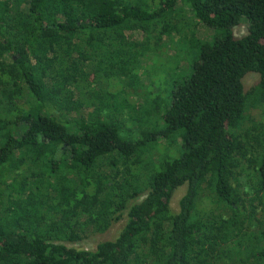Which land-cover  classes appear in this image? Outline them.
I'll list each match as a JSON object with an SVG mask.
<instances>
[{
    "label": "trees",
    "instance_id": "1",
    "mask_svg": "<svg viewBox=\"0 0 264 264\" xmlns=\"http://www.w3.org/2000/svg\"><path fill=\"white\" fill-rule=\"evenodd\" d=\"M0 264H264V0H0Z\"/></svg>",
    "mask_w": 264,
    "mask_h": 264
},
{
    "label": "rangeland",
    "instance_id": "2",
    "mask_svg": "<svg viewBox=\"0 0 264 264\" xmlns=\"http://www.w3.org/2000/svg\"><path fill=\"white\" fill-rule=\"evenodd\" d=\"M178 7H180V5ZM184 10H185V16L187 17V22H190V24H192L193 26L191 25L189 29L188 28L186 29V28L175 23V32L173 33V36H172V38H173L172 42H170V41L167 42L166 38H164V44L165 45L161 49V53L156 54L158 59H160V61L164 62L165 64L167 63L170 65V62H174V63H177L179 65L180 73H174L173 74L174 76H181V75L183 76V74H181V73L184 72V68L186 67L185 59L186 58L189 59V57H187L185 50L182 48L183 45L179 42V38L183 36V37L187 38V40L193 41L194 45L196 46V44L198 42H207V43L211 42L213 39V36L215 34L214 31L205 27L202 24L195 25L191 12H189L188 8H184ZM245 28H246L245 24H242V25L236 27L234 29V34L236 36L244 34ZM123 31H124L123 29L118 30L119 33H122V35H124L125 31L124 32ZM126 35H127V40H129V41L139 40V38H140V36L136 33H132V34L131 33H125V36ZM121 42H124V39H122ZM122 50L125 51L126 48L122 47ZM130 53H132V51H130ZM151 62L152 61L147 62L145 64L146 67L148 66L147 69L145 70L147 74H145L144 78H143V81L145 82V84H144L145 88L138 89V93L143 94L144 90H146V86L149 85L148 68L150 71L153 70V68L150 67L152 64ZM155 68H157V67H155ZM158 70H155L154 76L156 77L157 82H161L160 87L163 89L164 93L166 94L169 86L167 84L165 77L162 75L164 71L162 70L163 71L162 72L161 70L160 71H158ZM249 75H254V74L253 73L247 74V76H249ZM140 78L141 77H139L137 79L139 82L142 80ZM254 81H255L254 78H246L244 80V86H245L246 90H249L251 88ZM150 92H153L154 95L158 93V92L156 93V91L153 88L150 89ZM141 94H140V96H141ZM140 96L138 95V98L140 99L139 101H142L144 97H140ZM257 122L258 121L255 120V125H257ZM184 191H185V187H181L180 189H178L176 191V193L172 199L171 205H170L171 209L173 211H177V202H178L179 198L183 195ZM125 219H126V214H124L122 219L117 224H115L110 229V231L105 235H97V234L91 235L87 239H82V240L76 241L74 243H68L66 245H67V247H69L71 249H75V250H86V251L87 250L88 251L94 250L96 245L98 243H100L101 241H105L107 239L113 238L116 235V233L119 231V229L124 225Z\"/></svg>",
    "mask_w": 264,
    "mask_h": 264
}]
</instances>
